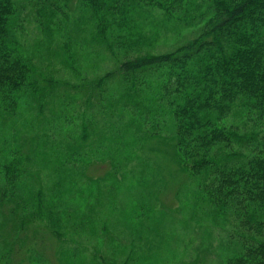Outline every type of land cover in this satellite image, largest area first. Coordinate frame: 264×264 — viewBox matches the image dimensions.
<instances>
[{
    "label": "trees",
    "instance_id": "16d2710c",
    "mask_svg": "<svg viewBox=\"0 0 264 264\" xmlns=\"http://www.w3.org/2000/svg\"><path fill=\"white\" fill-rule=\"evenodd\" d=\"M31 25L44 38L33 49L26 44ZM195 27L198 35L173 50L150 52L161 32ZM80 44L120 60L93 82L87 99L95 108L108 103L104 111L110 107L117 118L109 135L100 132L97 152L108 137L122 140L109 138L108 151L118 153L125 142L169 136L195 199L231 226L224 264H264V0H0V209L33 171L54 165L74 177L89 163L81 145L67 146V155L57 147L39 161L40 146L31 143L43 137L26 142L14 123L23 106L42 107L60 89L43 86L39 52L51 57L52 46L61 47L57 58L74 68ZM114 79L115 95L104 97ZM20 202L0 228V264H13L18 228L7 226L24 208ZM46 216L60 227L49 210Z\"/></svg>",
    "mask_w": 264,
    "mask_h": 264
},
{
    "label": "rangeland",
    "instance_id": "374dc122",
    "mask_svg": "<svg viewBox=\"0 0 264 264\" xmlns=\"http://www.w3.org/2000/svg\"><path fill=\"white\" fill-rule=\"evenodd\" d=\"M199 31L195 27L178 34L161 32L150 52L171 51ZM28 32L26 44L33 49L44 38L34 25ZM79 47L74 68H66L57 58L61 47L53 45L51 57L39 52L43 86L56 82L60 89L42 107L33 101V106H23L14 123L20 135L28 138L26 142L35 134L43 137L42 143H31L40 146L34 149L39 161L53 158L58 148L67 155V146L81 145L84 153L88 151L89 163L81 173H71L74 177L48 165L38 175L33 171L23 178L17 201L0 209L1 228L5 214L14 212L17 202L22 198L33 201L20 202L24 208L7 226V230L18 228L11 262L101 264L104 258L108 264H224L231 226L223 218L216 222L214 209L195 199L194 183L178 171L173 160L175 147L169 136L144 143L128 141L118 147V153L108 151L109 138L114 144L122 140L108 137V146L97 152L100 132L109 135L117 118L110 107L104 111L108 103L95 108L87 99L93 82L115 71L120 60L95 46V50L83 44ZM103 88L104 97L114 96L117 81ZM91 144L96 145L90 148ZM47 210L57 217L59 228H54ZM1 241L0 237V249Z\"/></svg>",
    "mask_w": 264,
    "mask_h": 264
}]
</instances>
